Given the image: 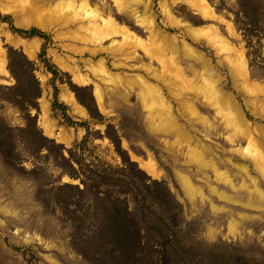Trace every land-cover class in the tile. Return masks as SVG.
<instances>
[{
	"label": "rangeland",
	"instance_id": "obj_1",
	"mask_svg": "<svg viewBox=\"0 0 264 264\" xmlns=\"http://www.w3.org/2000/svg\"><path fill=\"white\" fill-rule=\"evenodd\" d=\"M11 1L0 0V61H6L8 71L6 76L0 68V119L10 127L2 130L0 138H5L3 150L9 147L12 150L10 155L0 152V264H122L118 251L106 244V232L100 224L102 204L94 200L91 192L80 193L76 188L59 186L71 183L84 189L81 180L90 183L93 178L101 191H108L97 174L101 163L123 167L127 158L136 162L140 169L141 161H156L160 169L157 176L142 170L162 181L171 198L180 204L172 208L159 204L144 186L137 192L122 193L121 186L110 190L113 196H124L141 225V240L145 245L138 253V261L131 264H166L165 260L167 264H264V199L244 189L234 193L216 178L212 168L199 169L191 163L196 152L204 146L206 159L229 172L237 185L246 180L254 187L252 177L264 190V178L251 159L258 151L264 153V136L258 131V127L264 128V0H208L222 20L232 26V35L225 23L201 18L181 0H149L155 24L177 37L181 45H189L200 52L212 67L209 72L198 61L181 54V65L192 79L185 85L175 80L171 71H162L158 63L150 61L139 49L129 54L131 57L118 55L114 59L104 49L110 47L112 41L118 43L121 40L118 37L101 43L83 41L85 31L78 29V24L60 23L53 30L19 27L15 15L17 8L22 7L15 0ZM57 1L49 0L50 9H54ZM88 1L102 14L111 15L118 23L147 39L148 33L136 24L133 15L118 8L114 0ZM119 1L121 8H125L126 1ZM240 3L253 7L256 14L253 22L244 20L239 12ZM164 6L170 8L181 24L220 27L223 36L238 50L239 57L243 55L248 83L240 82L231 73L233 64L238 62L234 53L230 58L225 50L218 52L204 41H193L182 29L168 23L163 14ZM18 29H33L34 32L21 34L16 31ZM9 34L16 43L9 41ZM22 41L36 46L34 57L27 55ZM98 48L101 51L95 53ZM10 49L17 52L13 55L14 67L22 54L30 62L29 65L23 62L22 69L26 71L21 77L28 79L32 73L39 83L37 108L25 109L35 115L34 121L43 135L62 145L64 155L72 156L71 160L61 159L53 143L36 150L38 143L31 133L34 121H26V111L8 100L7 97L23 89L19 86L15 93L6 88L16 85L8 68ZM133 55L136 57L132 58ZM165 58L170 59L169 55ZM100 59H104L113 77L94 74V66ZM148 64L164 78L159 80L148 75ZM48 66L56 70L55 76L47 71ZM195 73L197 78L193 76ZM136 75L146 76L161 90L168 112L178 124V133L175 127L163 126L161 118L151 117L145 110L140 85L130 81ZM80 78L85 81L80 82ZM207 81L231 96L236 106L223 104L219 110L211 106L208 101H212L213 96L207 94ZM71 84L81 88L78 94L90 111L78 101ZM198 84L203 91L196 89ZM53 86H56L55 98L61 103L56 108L52 105ZM71 95L80 109H73L68 103ZM43 98L48 102L47 113L43 112ZM185 102L194 104L198 115L191 113ZM236 109L247 121L241 131L249 128L251 139L242 137L239 128L240 134L236 133L231 143L226 139L229 131L224 130L222 114H234ZM200 117L207 119V125L200 122ZM45 124L54 130L53 134L46 133ZM237 149L242 151L237 152ZM242 165H247L248 174L240 170ZM184 174L200 191H186L180 178ZM213 187L225 190L237 202L221 200L212 192ZM247 199L252 206L242 204H249ZM146 204L150 206L145 208Z\"/></svg>",
	"mask_w": 264,
	"mask_h": 264
},
{
	"label": "bare ground",
	"instance_id": "obj_2",
	"mask_svg": "<svg viewBox=\"0 0 264 264\" xmlns=\"http://www.w3.org/2000/svg\"><path fill=\"white\" fill-rule=\"evenodd\" d=\"M25 1L26 2L22 3L23 2L22 0H15V2L21 5L22 7L19 9L17 8L15 15L19 27L28 28L29 26H35L41 30H53V28H55L60 23H65L66 25L78 24V29H81V31H85V35L82 34L83 37H85L83 41H90V42L92 41L95 43L96 42L101 43L108 39L112 41L115 37H118L121 40L118 41V43H116V41H112L111 46L104 49L106 53H109L114 58L115 56L118 55L125 56L132 53L134 54V52H136V50L139 49L144 53L146 57L149 58L150 61H155L156 63H158V65L161 66L162 71L164 72L171 71V74L174 73L175 80L179 81L180 83L184 82L183 83L184 85L187 83V81L189 80L192 81V79L187 77L185 69L181 65V61L179 59L181 54H184L185 56L189 57L192 60L198 61L207 71L209 72L212 71V67L210 66L209 61L206 60L205 57L200 52L193 49L189 45H181V42L178 41L177 37L167 34L166 31L159 28L155 24V21L153 19L154 15L151 11L149 0H147L146 2L144 0H125L127 3L125 8H121L119 0H114V3L118 8L123 10H128L133 15L136 24L142 27L144 31L148 33L147 39H144L142 36L137 34L132 29L128 28L126 25H122L121 23H118L111 15L102 14L100 9L96 5H92L91 3H89L88 0H58L54 4V9H50L51 3H49V0H25ZM181 1L184 2L190 9H192L194 13L200 15L201 18L203 19L210 20L213 22L215 21V22L225 23L227 25L226 27L228 33L231 35L234 34V29L232 28V26L228 25L227 22L222 20L220 15L215 11V9L211 6L208 0H181ZM11 3H14L13 0L11 1ZM3 10L6 9L3 8ZM163 14L167 18L169 24H171L174 27L182 29L184 33H186L193 41L196 42L204 41L209 47L216 49L218 52L225 50L226 51L225 53L228 52L227 55H230V58L232 57L231 55L234 53V57H238V62L233 64L231 73L233 77L239 78L240 82L244 81V83H248L247 74H246L247 67L243 55L240 53V56L242 55V57H239L238 50H235L231 42L225 36H223L222 32L219 30L220 27L218 28L215 24H212L211 28L208 27L209 25L193 27V26L181 24L174 16V14L171 12L170 8L167 6L163 7ZM11 36L12 35L9 34V41H11L12 43H16V39L11 38ZM21 44L23 45L29 57L35 56L37 49L34 44H30L29 42L26 41H22ZM98 51H101V49L98 48V50H95V53ZM166 55H169L170 59L165 58ZM135 57L136 56L133 55L132 58ZM103 60L100 59L99 63L96 66H94V74L95 75L98 74L102 76L104 75L108 78L113 77L114 74H112L111 71L105 66ZM146 67H147L146 70L148 75H153L156 79L159 80L160 79L162 80L164 78V76L160 75L161 76L160 77L155 72L156 70L155 68L152 67V65L148 64ZM0 68H1V72H3V74L7 76L8 71L6 69V61L4 60L0 61ZM193 76L197 78L198 74L195 73ZM145 77L144 75H136L133 76L130 80L131 82L135 81L137 84L140 85L139 86L140 95L145 110L148 111L151 117L156 116L161 118L160 120L163 121L162 124L163 126L168 125L170 126V128L175 127L173 129H175L176 132L179 131L177 122L173 119V117L170 116L169 107L162 95L161 90L156 85L150 83V81L148 80L149 78L147 79ZM79 80L80 82L85 81L84 78H80ZM205 83L206 82H204V84ZM206 84H208L205 85L208 87L207 94L211 93V96H213L212 101L210 102L208 101V103L211 106L212 105L215 106V108L218 110L221 109L222 107L221 105L223 104H227L232 107L233 105L236 106L231 96L222 93L221 90L212 82L210 83L208 82ZM196 89H200L199 84L198 86H196ZM201 89H203V87H201ZM207 96L208 95H206V97ZM207 98L209 99V97ZM43 99H44L43 112L47 113V110L49 109L48 102L46 98ZM67 100L68 103L73 107V109L79 108V105L73 95L67 98ZM99 100L102 103V97L99 96ZM185 103L187 104V102ZM188 104H187L188 110L190 109L191 113L198 115L199 112H197L196 114L195 111L196 109H194L195 107L194 104L191 105V102H188ZM222 115L224 120L223 121L224 130H226V132L229 131L228 134L229 137H226V139L229 140V142L231 143L234 142L236 133H238L237 129L239 128H240L239 132L241 133L242 137L246 136L249 139H251L250 138L251 132L249 128H247L246 131L243 132L241 131V126H243L245 122H247L241 111L236 109L234 114L229 113L228 115L227 114H222ZM199 120L202 124L207 125V119H204L202 117ZM211 125L212 124L209 123L210 127ZM45 130L46 133L48 132L50 134H53L54 132V130L51 127H49L47 124H45ZM258 131L260 133V136H264L263 127L261 126L258 127ZM203 148L204 146H202V148H200L198 152H196V158L191 163L197 165L199 169H203V168L205 169L209 167L212 168V170L216 175V178H218L219 181L223 182L225 185L229 186L230 187L229 189H232L234 193L240 189H244L247 190L249 193L256 194L260 198V200L264 199V190H262L258 186L255 178L252 177L250 178L252 180V184L254 185V187L249 185V183L246 180H242V182L239 185H237L231 178L229 172L220 170L217 164L208 161L206 159V157L204 156L205 149ZM240 151L242 150L237 149V152ZM251 159L257 171L260 172L262 177L264 178V153L258 151L257 155ZM140 164L142 169L147 171V173H149L150 175L157 176L160 172L157 162L154 161L153 159L145 162L141 161ZM246 166L242 165L240 170L248 174L247 173L248 170ZM180 178L184 184L186 191L193 193L196 191H200V188L194 185V182L189 176L184 174ZM211 190L218 198L224 200L225 202L228 203L237 202V200H235L231 194L227 193L223 189L213 187L211 188ZM248 201L249 204L248 203H242V204L249 207L252 206L249 199H247V202Z\"/></svg>",
	"mask_w": 264,
	"mask_h": 264
},
{
	"label": "trees",
	"instance_id": "obj_3",
	"mask_svg": "<svg viewBox=\"0 0 264 264\" xmlns=\"http://www.w3.org/2000/svg\"><path fill=\"white\" fill-rule=\"evenodd\" d=\"M240 6V14L244 18L245 21L248 23L253 22L252 18H255L256 14L253 12V7L247 6V4H239ZM20 32L21 34H31L34 32V30H16ZM17 54V52L13 49H10L9 52V64L8 68L15 77L16 85L6 87L7 89H10L12 91H15L19 88V86H22L23 89H19V92H17L13 96L7 97L8 100H13L14 103L16 102L19 108H22V110H25L26 113H24V119L27 121L29 119L35 120V115H31L29 109H25V107H34L37 108V98L40 96V88L39 83L35 76L30 73L29 78H22L21 76L26 71V69H22V66L24 67L25 64H30L29 60H27L23 54L20 56L21 60L17 61V66H13V55ZM28 67V66H27ZM15 68H17V72L19 69H21V73L18 75L15 71ZM48 72H50L53 76L56 75V70L54 68H51L48 66L47 68ZM31 72V71H30ZM24 79V80H23ZM54 88V100L52 102V105L54 108L61 106V103L58 102L56 97V86H53ZM71 89L74 91L75 96L77 97L78 101L83 104L89 111L90 107L83 101V99L79 96L78 90L81 89L80 87L71 84ZM6 98V99H7ZM24 104H27V106H24ZM33 131L31 132L32 135H34L35 141L38 143L36 150H40L41 148H44L47 144L53 143L58 150V156H60L63 160H71L72 156L66 157L63 153V146L60 144H55L53 139L48 138L47 136L43 135L42 131L36 126V123L34 121ZM4 128H9L8 126H5V123L0 119V136L3 135L2 130ZM5 138H0V152L5 153L7 155H10L9 153L12 152L11 148L9 147L7 150H3L5 147V144L3 141ZM31 142V143H36ZM115 142V141H114ZM116 143V142H115ZM118 144V142H117ZM116 144V147L119 151V146ZM3 155V154H2ZM77 162V160H75ZM71 161H69L70 163ZM102 166H100V171H97V174L101 178V181L104 182L107 186L108 191H101L99 189L98 182L92 178V182L85 183L82 179L81 181L85 184L84 189L79 188L77 185L71 184V183H64L61 184L59 187L64 188H76L80 193L81 192H91L93 194L94 200H96L98 203L102 204L103 210H102V220L100 221V224L104 226V230L106 232V244L107 246L111 247L112 250L118 251V256L122 259V264H131L132 261L137 262L138 261V254L139 252H142V248H144V243L142 242V232H141V225H139V220L136 219L133 215V211H131L127 205V200L122 196V198L119 195H114L113 192L111 193L110 190L112 188H116L118 186H121V191L128 192V191H136L140 186H144L146 191L152 195V199L159 204L169 205L170 208L180 206V204L171 198V193L166 187V185L163 184L162 181H159L157 179L151 178L149 175L146 174L142 169L138 167L136 162L131 161L127 158L125 160L126 166L123 167H112L110 165H106L104 163H101ZM127 166H129L132 170V172H128L130 169H127ZM72 167V165H71ZM74 169V168H73ZM71 176H76L77 174H71ZM84 190V191H82ZM150 205L146 204L145 208H148ZM172 219L174 220V215L172 216ZM168 260H165V263L167 264Z\"/></svg>",
	"mask_w": 264,
	"mask_h": 264
}]
</instances>
